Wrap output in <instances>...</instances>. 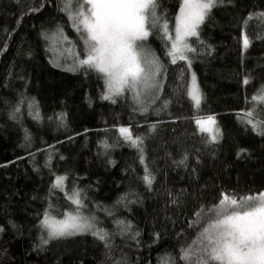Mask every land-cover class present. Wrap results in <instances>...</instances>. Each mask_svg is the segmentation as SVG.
<instances>
[{
  "label": "trees",
  "instance_id": "trees-1",
  "mask_svg": "<svg viewBox=\"0 0 264 264\" xmlns=\"http://www.w3.org/2000/svg\"><path fill=\"white\" fill-rule=\"evenodd\" d=\"M180 3L159 0L170 29ZM63 7V0H0V264H188L182 250L207 226L195 213L222 194L264 192V136L241 121L254 106L264 118V104L251 100L264 86V22L255 18L264 0L215 7L190 38V67L172 64L170 42L154 32L147 45L164 71L158 99L143 106L130 92L104 100L100 75L69 70L66 49L84 45ZM193 74L199 106L188 95ZM209 116L217 118L215 141L196 124ZM121 127L142 138V152ZM57 177H65L62 188L54 187ZM74 190L82 214L109 234L111 251L92 231L48 238L45 213L74 211Z\"/></svg>",
  "mask_w": 264,
  "mask_h": 264
},
{
  "label": "snow or ice",
  "instance_id": "snow-or-ice-1",
  "mask_svg": "<svg viewBox=\"0 0 264 264\" xmlns=\"http://www.w3.org/2000/svg\"><path fill=\"white\" fill-rule=\"evenodd\" d=\"M223 2L181 0L170 29L167 18L157 13L159 0H63L64 7L61 10L69 13L84 45L78 53L66 49L75 65L74 69L69 70L83 69L86 73L94 71L100 75L106 87L102 96L104 100L115 103L114 97L130 92L136 104L143 106L146 101L150 104L158 99L161 89L158 77L162 76L164 68L159 57L147 45L149 37L154 32L162 31L161 38L170 42L167 53L170 62L176 64L178 60L187 61L190 67L191 60L187 54L196 49L189 43V38L199 37L201 25L212 10ZM32 10L39 11L38 8ZM255 18L264 22V13L257 14ZM251 19L253 17L250 16L248 20ZM248 20L244 23L247 24ZM57 34L62 40L68 39L60 28ZM243 44L245 48L249 46L246 35ZM243 83L247 85L250 81L245 78ZM188 95L196 106L201 104L202 95L195 74ZM251 100L264 104V86L257 90ZM143 111H147V107ZM258 115L254 106L243 113L241 121L250 125L258 135L264 136V118L256 119ZM196 124L201 132L210 134L212 141L217 139L218 129L214 128V117L196 120ZM119 133L125 141L143 151L140 148L143 143L141 137H134L126 127H121ZM154 179L146 167L144 182L151 186ZM64 180L65 177H57L54 187L62 188ZM68 199L76 208L65 213L62 219L45 213L41 226L47 229L48 238L57 239L92 231L94 236L105 241V246L111 251L109 234L97 227L95 217L82 214L81 209L85 205L80 192L74 190ZM195 215L198 219L204 217L207 226L201 225L202 230L196 240L182 250L180 259L188 264H264V192L245 196L222 194L218 204L201 209ZM117 224L123 225L124 222L117 221ZM129 228L130 225H125L121 233H126ZM43 243H48V240H43ZM114 264H122V261H115ZM172 264H175L174 258Z\"/></svg>",
  "mask_w": 264,
  "mask_h": 264
},
{
  "label": "rangeland",
  "instance_id": "rangeland-1",
  "mask_svg": "<svg viewBox=\"0 0 264 264\" xmlns=\"http://www.w3.org/2000/svg\"><path fill=\"white\" fill-rule=\"evenodd\" d=\"M192 38V37H191ZM189 43H190V38H189ZM188 56H189V59L191 60V63H192V60H193V57H192V53H188L187 54ZM191 84H192V81H191ZM196 84H197V81H196ZM198 86V85H197ZM190 88H191V86H190ZM213 117V116H212ZM206 118L207 117H202V118H198V120H206ZM215 118V121H216V125L214 126V128L215 129H218L217 128V118L216 117H214ZM56 219H62L63 217H56V216H54Z\"/></svg>",
  "mask_w": 264,
  "mask_h": 264
}]
</instances>
